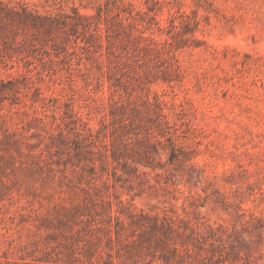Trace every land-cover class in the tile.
Wrapping results in <instances>:
<instances>
[{
    "label": "rangeland",
    "instance_id": "374dc122",
    "mask_svg": "<svg viewBox=\"0 0 264 264\" xmlns=\"http://www.w3.org/2000/svg\"><path fill=\"white\" fill-rule=\"evenodd\" d=\"M0 264H264V0H0Z\"/></svg>",
    "mask_w": 264,
    "mask_h": 264
}]
</instances>
